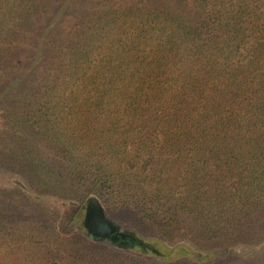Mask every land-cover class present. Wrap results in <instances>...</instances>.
Listing matches in <instances>:
<instances>
[{
	"label": "trees",
	"instance_id": "1",
	"mask_svg": "<svg viewBox=\"0 0 264 264\" xmlns=\"http://www.w3.org/2000/svg\"><path fill=\"white\" fill-rule=\"evenodd\" d=\"M0 171L15 177L0 194L25 209L54 216L42 199L72 208L65 222L84 247L123 252L79 231L77 215L95 197L134 236L175 228L184 240L218 242L224 258L228 246L258 248L264 0H0ZM4 218L0 238L21 234L7 233ZM47 234L17 235L31 257L0 252V264L78 263L45 247ZM169 251L133 252L134 263L219 260Z\"/></svg>",
	"mask_w": 264,
	"mask_h": 264
},
{
	"label": "rangeland",
	"instance_id": "2",
	"mask_svg": "<svg viewBox=\"0 0 264 264\" xmlns=\"http://www.w3.org/2000/svg\"><path fill=\"white\" fill-rule=\"evenodd\" d=\"M41 145V144H40ZM42 146V145H41ZM15 180V177L5 174L4 172L0 171V188H4L3 186L10 187ZM5 187V188H6ZM44 206L50 207L55 209L56 214L52 217L47 216H40L38 212H34L30 209H25L27 206V203H24L22 199L14 195L13 193H8L5 195L0 194V215L4 216L5 223H3L5 230L7 233L13 232V230L26 232V233H33L35 236H38L40 231L47 232L50 237L49 245L47 243H44L43 245L48 248L57 249L56 251L59 252L61 257L65 255L68 260H76L78 263L76 264H84L86 260L89 261L90 257L92 256L93 260H97L99 256H108L109 252L112 253L113 257L107 258L110 262V264H136V262H141L142 259L136 256L135 253H139L140 251L132 250L128 251L127 249H123V252L115 251L112 249H109L106 246H99V245H88L83 246L77 243V238L79 234H75L73 231V226L68 225L67 222H65V214H63L67 209L73 210L72 208H68L65 205H63L61 202L52 201V200H40ZM40 202V203H41ZM62 213V214H61ZM62 216H59V215ZM85 213H79L77 215V225L79 228H82V220ZM108 218L114 220L116 223H118L114 218L107 216ZM42 228V229H41ZM125 228V227H124ZM83 229V228H82ZM79 229L81 233L84 234L85 230ZM125 228L124 230H126ZM175 228L170 229L169 232H166V235L160 236H152V235H138L137 237L139 239H142L144 242L149 244H160L162 245L166 250H170L173 247H183L187 250H189L192 253L199 254L207 257H214L219 258V260L216 259L215 263L210 264H249L248 262L252 264H264V237H262V234L257 232L256 235H254V239L258 240V248L255 246L249 247V248H243V249H250L246 254L239 253L236 251L237 249L228 246V252L230 256L227 258L219 257L221 254H218L216 252L217 243L215 241H204V239L201 241L198 240H184L181 239L182 231H174ZM129 231V230H126ZM174 231V232H173ZM15 236L11 238L2 237L0 238V252L2 255L5 254H13L18 259H25V257L29 256L31 257V254L28 252H23L24 247H16V241L17 235H21L19 233H13ZM78 235V236H77ZM181 236V238H179ZM46 238V237H45ZM179 241H182V244L179 243ZM185 243H184V242ZM196 243V245H195ZM29 245V244H28ZM256 245V246H257ZM199 246V247H198ZM239 247V245H237ZM16 247V248H15ZM154 248H157L161 250V248L154 246ZM55 251V252H56ZM23 252V253H22ZM37 252V250H36ZM147 256H151V253L149 250H146L143 252ZM75 258H73V256ZM90 255L89 258H85V256ZM245 255L249 256L246 260ZM239 256H243V259L245 261H241ZM72 257V258H71ZM8 259H12V257H7ZM151 259H148L147 261H150Z\"/></svg>",
	"mask_w": 264,
	"mask_h": 264
},
{
	"label": "water",
	"instance_id": "3",
	"mask_svg": "<svg viewBox=\"0 0 264 264\" xmlns=\"http://www.w3.org/2000/svg\"><path fill=\"white\" fill-rule=\"evenodd\" d=\"M84 213V234L92 240L105 241L120 249H133L142 252L149 250L151 254L158 257L170 252L160 244L161 250L158 251L151 244L120 228L114 220L106 216L103 207L95 197L89 199ZM126 238L131 239V242L126 241Z\"/></svg>",
	"mask_w": 264,
	"mask_h": 264
}]
</instances>
